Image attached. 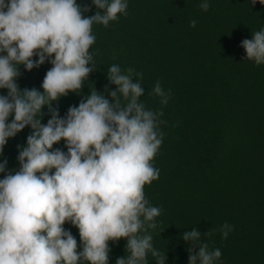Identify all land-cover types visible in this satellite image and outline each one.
Listing matches in <instances>:
<instances>
[{"label":"clouds","instance_id":"clouds-1","mask_svg":"<svg viewBox=\"0 0 264 264\" xmlns=\"http://www.w3.org/2000/svg\"><path fill=\"white\" fill-rule=\"evenodd\" d=\"M92 4L97 11L85 16L91 8L77 0H0V89L7 90L0 95V157L10 138L32 130L26 146H18L19 170H7V159L0 162V264H109V243L121 239L127 255L116 264H147L149 253L156 264H166V251L154 248L152 235L162 209L150 204L144 189L160 175L153 161L171 91L157 80L149 95L162 107L148 109L140 99L143 73L113 63L107 80L115 90L105 88L110 99L92 87L64 117L53 108L61 97L80 93L94 72L93 25L108 27L127 14V0ZM199 7L208 11V0ZM241 47L248 61L264 65V29ZM45 62L52 67L43 91L21 90L20 66L30 72ZM45 106L50 119L42 124ZM61 141L66 152L53 147ZM66 223L78 229L79 246ZM233 229L221 225L222 238ZM182 240L189 244V264H215L222 255L201 243L195 228Z\"/></svg>","mask_w":264,"mask_h":264},{"label":"trees","instance_id":"trees-1","mask_svg":"<svg viewBox=\"0 0 264 264\" xmlns=\"http://www.w3.org/2000/svg\"><path fill=\"white\" fill-rule=\"evenodd\" d=\"M77 3L91 8L85 16L97 11L92 0ZM127 3V14L108 27L93 25L94 72L80 93L70 92L53 108L64 117L92 87L110 99L105 88L115 90V85L107 73L116 63L143 73L140 99L158 110L159 97L149 93L159 80L171 97L163 107L164 138L153 161L160 175L144 189L150 204L162 209L152 230L154 248L166 251V264H189L182 235L195 228L201 243L221 250L215 264H264V65L248 61L241 47L264 29V0H208L206 12L199 7L202 0ZM51 67L45 62L29 72L20 66L16 83L21 90L42 92ZM0 95L7 90L0 89ZM38 118L47 123V106ZM31 131L26 127L8 140L0 157V162L7 159V170H19L18 146H26ZM53 147L67 151L64 141ZM225 222L234 226L227 239L219 231ZM64 228L79 246L78 229L70 223ZM126 244L124 239L109 243V264L127 255ZM147 264H156L150 253Z\"/></svg>","mask_w":264,"mask_h":264}]
</instances>
